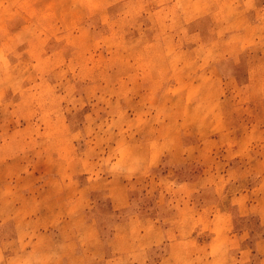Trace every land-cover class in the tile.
I'll return each mask as SVG.
<instances>
[{"label":"rangeland","instance_id":"1","mask_svg":"<svg viewBox=\"0 0 264 264\" xmlns=\"http://www.w3.org/2000/svg\"><path fill=\"white\" fill-rule=\"evenodd\" d=\"M0 264H264V0H0Z\"/></svg>","mask_w":264,"mask_h":264}]
</instances>
